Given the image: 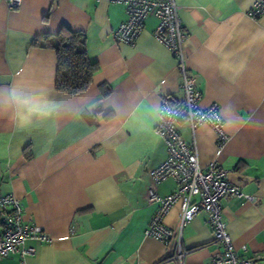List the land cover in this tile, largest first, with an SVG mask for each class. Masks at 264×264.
Listing matches in <instances>:
<instances>
[{
  "label": "crops",
  "instance_id": "obj_1",
  "mask_svg": "<svg viewBox=\"0 0 264 264\" xmlns=\"http://www.w3.org/2000/svg\"><path fill=\"white\" fill-rule=\"evenodd\" d=\"M255 1L176 0L199 106H218L229 139L220 148L207 125L176 128L201 169L215 163L253 197L221 199L222 218L238 254L264 256V16H247ZM126 19L124 5L105 0H22L14 10L0 1V195L17 198L23 219L51 238L27 243L36 254L26 264H205L219 252L204 214L180 229L178 204L164 225L180 234L181 261L175 238L144 235L156 210L148 172L167 157L156 133L161 99L183 92L176 60L153 37L157 19L147 17L133 46L112 37ZM63 27L85 36L98 67L77 95L55 89L54 51L31 46ZM175 188L167 180L155 190Z\"/></svg>",
  "mask_w": 264,
  "mask_h": 264
},
{
  "label": "built area",
  "instance_id": "obj_2",
  "mask_svg": "<svg viewBox=\"0 0 264 264\" xmlns=\"http://www.w3.org/2000/svg\"><path fill=\"white\" fill-rule=\"evenodd\" d=\"M0 1L9 10L19 8L22 3V0ZM105 1L125 7L127 19L112 34L116 43L133 46L144 30L147 17L157 19L153 37L176 60L181 78L183 100L172 101L171 97L165 96L161 99L158 111L156 133L166 145L167 157L161 165L148 172L151 185L148 188L147 202L155 204L156 210L144 231L145 237L164 245L175 238L178 251L172 259L181 261L187 252L180 249V234L175 235L164 225V218L178 204L181 213L180 229L198 215L206 216L212 231V242L218 246L219 252L213 254L205 264H264V256L245 255V247L241 248L242 254L234 250L220 207L221 199L226 197L235 196L244 201H252L253 197L231 185L227 180L228 172L215 163L201 169L194 144L184 141L176 128L178 124L186 123L194 134L199 126L207 125L214 131L220 148L229 139L223 128L218 106L213 104L205 109L199 106L201 93L196 88V78L186 70L184 64L182 47L187 33L181 22L180 7L176 0ZM247 16L252 20L264 16V0H256ZM167 180H172L176 188L171 193L160 196L155 187ZM30 241L46 244L51 242V238L42 227L23 219L22 205L17 198L12 194L0 195V260L15 255L20 264H26L27 259L36 254V249L27 245Z\"/></svg>",
  "mask_w": 264,
  "mask_h": 264
},
{
  "label": "trees",
  "instance_id": "obj_3",
  "mask_svg": "<svg viewBox=\"0 0 264 264\" xmlns=\"http://www.w3.org/2000/svg\"><path fill=\"white\" fill-rule=\"evenodd\" d=\"M32 47L53 50L57 61L55 89L66 95L86 91L92 83L98 67L87 55L85 36L67 28H61L54 36L36 37ZM107 95L109 89H103Z\"/></svg>",
  "mask_w": 264,
  "mask_h": 264
}]
</instances>
